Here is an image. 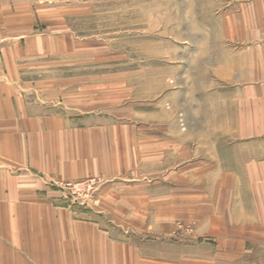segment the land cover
Returning a JSON list of instances; mask_svg holds the SVG:
<instances>
[{
  "label": "crops",
  "instance_id": "1",
  "mask_svg": "<svg viewBox=\"0 0 264 264\" xmlns=\"http://www.w3.org/2000/svg\"><path fill=\"white\" fill-rule=\"evenodd\" d=\"M213 4L186 131L85 78V0H0V264H264V0Z\"/></svg>",
  "mask_w": 264,
  "mask_h": 264
},
{
  "label": "rangeland",
  "instance_id": "2",
  "mask_svg": "<svg viewBox=\"0 0 264 264\" xmlns=\"http://www.w3.org/2000/svg\"><path fill=\"white\" fill-rule=\"evenodd\" d=\"M85 1L88 8L77 31L85 35V49L97 53L85 59V66L100 70H90L85 78L114 83L110 92L120 94L123 109L137 105L140 125L146 123L147 106H153L154 114L161 108L175 111L180 128L193 130L188 120L193 121L194 85L209 78V56L201 57L200 51L208 50L209 35L216 30L215 0ZM178 101L185 102L179 111ZM81 181L85 187L70 198L91 207L101 181L71 182Z\"/></svg>",
  "mask_w": 264,
  "mask_h": 264
},
{
  "label": "built area",
  "instance_id": "3",
  "mask_svg": "<svg viewBox=\"0 0 264 264\" xmlns=\"http://www.w3.org/2000/svg\"><path fill=\"white\" fill-rule=\"evenodd\" d=\"M51 185H53L55 187L62 188V190L67 192V197L71 196L73 198V196L75 195L74 192H76L75 189L79 190L81 188H84L85 187V181H81V182L52 181ZM68 190L72 191V193L68 192Z\"/></svg>",
  "mask_w": 264,
  "mask_h": 264
}]
</instances>
